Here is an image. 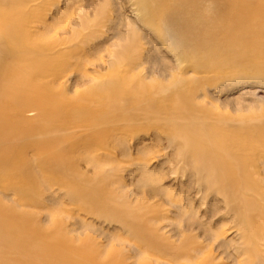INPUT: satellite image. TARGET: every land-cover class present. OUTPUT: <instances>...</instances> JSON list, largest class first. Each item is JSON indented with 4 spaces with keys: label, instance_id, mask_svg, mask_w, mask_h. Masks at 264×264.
<instances>
[{
    "label": "rangeland",
    "instance_id": "obj_1",
    "mask_svg": "<svg viewBox=\"0 0 264 264\" xmlns=\"http://www.w3.org/2000/svg\"><path fill=\"white\" fill-rule=\"evenodd\" d=\"M129 4L0 0L1 20H25L28 37L51 48L42 80L61 96L57 114L26 113L31 124L4 126L15 157H0L1 207L25 212L20 224L42 264L48 247L79 264H264L263 62L237 67L223 62L224 51L185 54L167 37L168 19ZM188 98L229 120L220 136L240 133L231 146L206 144L226 171L193 156L202 145L185 140L183 122L164 121ZM21 251L0 255V264H26Z\"/></svg>",
    "mask_w": 264,
    "mask_h": 264
},
{
    "label": "bare ground",
    "instance_id": "obj_2",
    "mask_svg": "<svg viewBox=\"0 0 264 264\" xmlns=\"http://www.w3.org/2000/svg\"><path fill=\"white\" fill-rule=\"evenodd\" d=\"M129 2L132 11L137 15L142 13L162 15L168 19L171 27L167 37L170 36L169 39L177 42L176 45L185 47V54L198 49L206 52L224 51L228 53L223 60L224 63L238 67L247 62L255 68L252 64L254 59L256 62H263L256 65L259 70L264 68V0H129ZM222 18H228L229 22L218 23L217 20ZM178 21H183L184 26L176 29L174 26ZM27 27L25 20L18 22L16 17H10L6 21L0 19V157L2 158L4 154L9 161H13L15 149L6 142L4 126L8 123L31 124L34 119L26 113L37 111V115L36 113L34 115L36 120L47 117L51 112L57 114L54 106L61 99L60 93L51 87L47 80H42L44 79L42 76L45 75L44 61L49 56L45 49L50 51L51 48L38 45L34 38H29L30 30ZM22 50L27 55L19 60ZM5 55L10 56V62L18 60L22 66L15 64L11 67L6 63ZM190 99L179 103L175 111L166 113L164 121L177 119L183 122L186 126L183 132L185 140L194 145L196 143L202 145L193 156L206 159L210 163L217 160L216 166H208L209 170L217 173L226 171V167L218 160L221 153L216 149L210 150L206 144L225 140L228 141V146H231L234 143L231 134L240 133L235 130L233 133L220 136L229 120L217 119V115L212 117L210 110L195 105ZM2 102L9 105L13 103L15 112L8 113ZM214 117L217 121L213 119ZM258 135L261 137V143H264V131H260ZM251 137L247 140L250 144L248 148L254 151L259 144H254L255 140ZM19 168L24 173L28 170L27 166ZM24 214V211L19 212L15 207L8 209L1 207L0 200V255L22 248L21 253L26 254L28 258L26 264H42L44 258L41 254H33L35 246L30 230L20 224ZM15 239L22 241L16 243ZM6 242L10 244L7 245ZM48 249L51 253L46 255L45 264H79L70 263L64 256L54 254L52 247ZM77 250L81 253L79 248ZM1 264L9 263L3 261ZM90 264L105 263L92 261Z\"/></svg>",
    "mask_w": 264,
    "mask_h": 264
}]
</instances>
